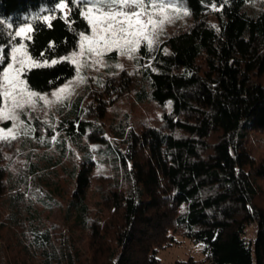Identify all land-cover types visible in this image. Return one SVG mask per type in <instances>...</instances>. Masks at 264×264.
<instances>
[{"label": "trees", "instance_id": "trees-1", "mask_svg": "<svg viewBox=\"0 0 264 264\" xmlns=\"http://www.w3.org/2000/svg\"><path fill=\"white\" fill-rule=\"evenodd\" d=\"M259 1L179 0L188 19L140 45L134 72L110 67L85 81L54 124L34 119L28 144L43 140L52 151L28 145L12 174L16 139L0 140V198L10 203L0 236L10 233L11 264H161L157 250L176 236L203 243L198 264H264V7L249 9ZM65 2L67 12L59 0H0L5 52L30 25L29 55L49 65L24 73L38 93L76 74L60 58L89 31L82 1ZM44 16L56 18L49 25ZM141 103L152 114L139 115ZM65 158L60 201L36 178ZM94 163L106 172L92 175ZM35 187L61 205L59 230L37 214ZM5 254L1 243L0 264Z\"/></svg>", "mask_w": 264, "mask_h": 264}, {"label": "rangeland", "instance_id": "rangeland-1", "mask_svg": "<svg viewBox=\"0 0 264 264\" xmlns=\"http://www.w3.org/2000/svg\"><path fill=\"white\" fill-rule=\"evenodd\" d=\"M166 2L169 6V9L167 15L164 17V23L162 24L161 28L158 29V34L155 36L154 41H157L160 38H163L166 34L171 33L173 30L178 28L188 19L186 11L180 4L179 0H166ZM91 6L93 5L90 4L89 7ZM261 7H264V1L254 2L249 9L257 10ZM172 9L175 10L173 11ZM63 10L64 12H67V7H65ZM86 33L90 35V25L89 31ZM18 41L19 37L16 41H13L11 43L9 51L13 44L17 43ZM3 46L4 45L0 44V48L4 50ZM73 52H79V39L77 48L66 53L62 57H67ZM137 57V51H134L131 53V55H129L127 53L121 54V52L118 50L109 51L101 57H97L94 55H86L84 57L77 56V62H79L81 66L79 68V71H77V63L72 62L76 68V74L74 76L66 79L64 82L53 88L49 93H38L32 90L38 94L46 96L48 103H45V101L43 100L37 99L34 107L27 106L25 107L24 111L20 114V120H22L23 123L19 124V126L15 129L16 140L14 145L17 148V152L15 160L13 162L14 165H9V170L11 171V173H16L17 170L15 169V167L17 166V162L19 163L18 166L20 165L19 167L24 166L26 164V157L29 153L28 151H30L28 149L29 144L27 142V136H30L33 133L34 125L32 122L34 121V119H38L48 124H54L59 117V114L61 112L60 109H63V111L68 109V107L74 101L76 96H78V94L84 89L85 81L93 80L97 76V74L113 66L117 67L118 69L124 68L129 72H134L137 67ZM1 65L2 68L7 66L6 63H3ZM81 77L83 78L82 81L80 79ZM65 85H68V91L66 93H62V98L58 99L56 96L53 95V93L57 92L58 89L63 88ZM135 107L136 109H138L139 115H141L142 113L148 115L152 114V110L154 109V105L148 103H141ZM13 123L14 121L12 120H0V129L11 128ZM52 140L51 144H54L55 140ZM29 146L36 147L38 153H49L50 151H52L53 148L51 147V149H48L43 140H37L35 146L32 142V144ZM70 167L71 163H69L68 158H65V160L61 163V166L55 167L54 172L48 169H44V172L41 173L37 178H35L40 187H42L43 189L50 190L51 193L53 192V195L55 196L56 200L59 199L60 201H62L63 199H65V196L63 197V195H61V192H66L65 189L69 183L66 174ZM105 172L106 168L104 165L100 163H94L92 175L97 176L99 174H104ZM56 181H58L59 187L57 186ZM36 187L33 189V191L28 193H30L32 199L35 200V204H37V206H35L37 214L42 217V220H44V222L51 226H55V229L59 230V227L63 224L61 218L62 213L60 210L61 205H57L55 201L53 203H49L50 200L47 197L46 193L42 191L41 188ZM42 199L47 201V204H43L41 202ZM9 205L10 203L8 199H6V197L0 198V214H2L3 219L6 218L8 212L10 211ZM5 231L6 229L4 228V232L0 236V244L2 243V245L4 246V250L6 251L5 258L1 256V259H3L2 261L4 263H6L7 261L8 264H11V249H9L8 245V243L11 241L9 236L10 233L8 230L6 231L7 233H5ZM253 231L254 224L249 223L245 229L246 240H250L253 237ZM203 247L204 245L201 242H195L183 236H176L172 244L167 245L163 248H159L157 250L156 257L160 260L161 264H198L205 257L203 253ZM191 259L194 261V263H191Z\"/></svg>", "mask_w": 264, "mask_h": 264}, {"label": "snow or ice", "instance_id": "snow-or-ice-1", "mask_svg": "<svg viewBox=\"0 0 264 264\" xmlns=\"http://www.w3.org/2000/svg\"><path fill=\"white\" fill-rule=\"evenodd\" d=\"M90 4L93 6L89 7ZM67 6L65 0H59L56 5L61 10ZM82 8L81 14L87 19L91 33L80 32L79 52L60 58L76 62L77 71L81 66L77 62V56L101 57L112 50L131 55L139 50L140 45H150L164 23L169 6L166 0H82ZM55 18L43 17L49 25ZM33 30L30 25L20 26L10 37V43L19 37L10 51L5 53L0 48V64L7 65L0 69V120L14 121L11 128L0 129V140L11 141L16 138L15 129L23 123L20 114L25 107H34L37 99L48 103L46 96L32 91L23 79L24 73L31 67L49 66L46 61L41 64L29 55L25 41L31 38ZM58 62L60 61H52L53 64ZM80 79L83 80L82 77ZM67 91L68 85H65L53 95L60 99L61 94Z\"/></svg>", "mask_w": 264, "mask_h": 264}]
</instances>
